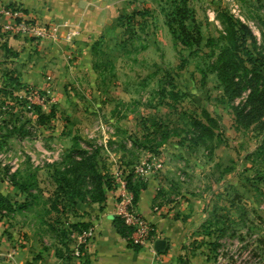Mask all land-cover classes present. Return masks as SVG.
<instances>
[{
  "label": "rangeland",
  "instance_id": "374dc122",
  "mask_svg": "<svg viewBox=\"0 0 264 264\" xmlns=\"http://www.w3.org/2000/svg\"><path fill=\"white\" fill-rule=\"evenodd\" d=\"M180 8L187 9L190 29H201L206 39L213 37L192 55L167 26L168 16ZM142 11L136 19L129 14L118 18L95 47L90 74L74 70L58 89L38 90L46 99L45 107L35 104L41 113H30L13 99L23 96L1 95L0 173L25 190L31 201H40L35 208L39 214L44 212L42 201L50 204L48 229L64 247V253L58 248L61 254H71L77 234L89 229L71 225L88 220L92 203L90 192L84 201L57 197L60 172L88 167V161L83 166L76 162L90 155L102 173L112 176L111 193L118 201L120 182L127 186L130 178L140 191L142 184L155 186L160 199L153 208L176 211L177 202L204 208L202 220L194 222L192 250L212 251L215 243L216 254L222 251L221 263L248 262L242 255L250 250L263 264L264 161L255 150L264 123L237 118L235 108L249 91L231 99L212 69L213 51L221 47V34L229 25L225 13L249 25L256 38L249 47L264 53V0H153ZM0 89L14 87L2 83ZM194 119L208 127L198 143L192 142L197 137ZM7 123L25 124L30 134L4 140ZM117 203L110 206L113 213ZM226 220L229 228L222 232ZM25 242L20 235L15 244Z\"/></svg>",
  "mask_w": 264,
  "mask_h": 264
},
{
  "label": "crops",
  "instance_id": "0c3cea01",
  "mask_svg": "<svg viewBox=\"0 0 264 264\" xmlns=\"http://www.w3.org/2000/svg\"><path fill=\"white\" fill-rule=\"evenodd\" d=\"M0 1L21 4L34 13L40 23L58 28L55 37L45 39L0 34V86L2 83L12 85L14 94L22 97L29 88L40 89L42 93L58 89L60 82L70 78L74 70L90 74L97 55L95 47L116 26L118 18L150 7L153 0ZM67 33L71 35L70 40L66 39ZM35 175L30 181H35ZM0 193L8 197L14 207L0 220V264H214V260L208 258L212 256L210 249L194 251L189 247L197 227L194 222L202 220L204 208L177 202L176 211L174 207L169 211H156L153 206L160 195L151 183L140 191L135 208L153 224V250L149 246L134 247L118 231L110 207H115L118 200L110 191L106 203L91 204L86 220L91 222L89 228L94 227V231L85 255L72 259L64 258L60 252L62 247L64 253V247L50 234L48 228L53 214L47 201L46 205L42 201L44 212L39 214L35 208L40 201L24 196L25 190L10 183L2 173ZM20 235L26 242L17 247L15 243ZM160 239L165 240L166 245L158 251L155 243ZM13 250L16 253L11 258L9 254ZM262 255L264 257V246Z\"/></svg>",
  "mask_w": 264,
  "mask_h": 264
},
{
  "label": "trees",
  "instance_id": "16d2710c",
  "mask_svg": "<svg viewBox=\"0 0 264 264\" xmlns=\"http://www.w3.org/2000/svg\"><path fill=\"white\" fill-rule=\"evenodd\" d=\"M145 12L146 11L136 10L130 13L129 16L136 19L144 15ZM223 16L226 17L229 25L226 27L225 33L221 34V38L224 40L221 47H219L218 51H213V54L216 55V59L213 61L212 70L217 74L221 85L224 87L225 93L231 99L241 96L246 90L249 91L246 100L238 104L235 108L237 118L240 121L247 120L248 124L255 121L264 123V53L258 55L249 47V41L253 42L256 39L249 25L233 18L227 13L223 14ZM186 20L187 9L180 8L168 16L167 26L174 39L179 41L183 48L188 50L189 55H192L193 52H198L205 47V41H213V37L209 36L206 39L207 36L205 37L201 29H190ZM2 94L10 96L11 94L13 95L14 92L8 91L7 89H0V97ZM13 99L15 102H21L18 104H26V100L23 99V97L20 99L14 96ZM2 107L3 106L0 104V109ZM34 110L38 113L42 112L40 106H34ZM53 112L54 111H52L50 115H54ZM192 123L194 131L197 134V137H195L192 142L198 143L202 140V136L206 130H208V127L198 119H194ZM0 126L2 125L0 124ZM262 127L263 139L256 147L255 153L264 161V124ZM4 128L8 129V133L4 140L16 134V136L19 137L30 134L25 124H21L20 127H17L16 125L7 123L4 125ZM1 130L2 129H0V133H2ZM91 160L93 159L88 155L84 157L82 161L76 162L83 166V164L88 161V167H82L81 169L71 167L60 172L57 197L64 194L72 202H75L77 198L84 201L86 196L85 193L90 192L91 203H106L108 193L114 189L112 185V176L102 173L96 167L95 162H91ZM229 169L230 168H227V170ZM261 179L264 180V177H261ZM88 182L92 184L91 188H86ZM145 186V184H142V188H145ZM22 188L25 189L24 187ZM127 188L133 193V201L136 204L140 188L132 186L130 184V178L127 182ZM51 206L52 209L56 208L55 203H52ZM1 209H6L8 212H11L14 210V207L9 198L0 193V210ZM227 220L223 221V225L225 226H222L220 231L225 232L227 228H229ZM115 222L118 231L131 244L128 238L132 229L127 226L120 217L115 216ZM89 225H91V222L82 221L72 224L71 226L76 230H80L82 227L85 229L88 228ZM134 247L139 248L140 246L134 245ZM212 251V256L210 257L209 255L208 258L215 261L217 258L215 243L212 245ZM63 255L65 256L64 258L67 259L74 258L70 252Z\"/></svg>",
  "mask_w": 264,
  "mask_h": 264
},
{
  "label": "built area",
  "instance_id": "2783aa9c",
  "mask_svg": "<svg viewBox=\"0 0 264 264\" xmlns=\"http://www.w3.org/2000/svg\"><path fill=\"white\" fill-rule=\"evenodd\" d=\"M58 28L56 26H48L40 23L38 17L30 10L26 9L21 4H6L0 1V34H7L11 36H27L34 39H45L55 37L57 35ZM66 39L70 40V33L66 34ZM26 100L25 107L30 111L34 112L35 104L43 105L46 102L44 95L38 91V89L29 88L26 94L23 96ZM15 167H11L9 173H13ZM120 190H122V198L118 201L115 210V216L120 217L124 223L132 229V232L128 239L131 244L137 246H149L153 250L155 230L153 224L147 220V218L136 210L132 209L133 197L131 193L127 191V186L124 181L120 182ZM154 209L158 210L159 207L155 206ZM8 215L6 209L0 210V220ZM94 227H90L85 233L77 234L76 245L71 251V255L74 258H81L87 251V244L92 236ZM217 258L214 264H224L222 262V251H217ZM16 250L10 252L9 256L13 258ZM236 258V256H235ZM245 260L249 259L248 262L244 261L241 263L237 261L236 264H258V258L248 250L242 255Z\"/></svg>",
  "mask_w": 264,
  "mask_h": 264
},
{
  "label": "water",
  "instance_id": "95a60500",
  "mask_svg": "<svg viewBox=\"0 0 264 264\" xmlns=\"http://www.w3.org/2000/svg\"><path fill=\"white\" fill-rule=\"evenodd\" d=\"M165 245H166V241L160 239L155 243V249L158 251L163 250L165 248Z\"/></svg>",
  "mask_w": 264,
  "mask_h": 264
}]
</instances>
